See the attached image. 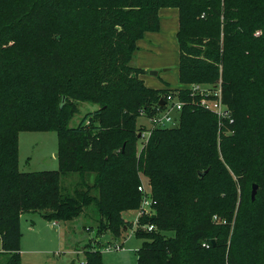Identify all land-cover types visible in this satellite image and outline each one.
Here are the masks:
<instances>
[{
    "label": "trees",
    "instance_id": "trees-1",
    "mask_svg": "<svg viewBox=\"0 0 264 264\" xmlns=\"http://www.w3.org/2000/svg\"><path fill=\"white\" fill-rule=\"evenodd\" d=\"M167 6L179 12L181 82L221 79L235 121L221 129L228 133L221 135L219 149L215 135H206L207 125L219 130L216 116L188 103L180 126L154 129L140 154L136 139L126 136L120 160L105 159L109 131L134 136L137 118L153 115L159 100L178 89L146 86L142 70L131 65L137 41L159 28V10ZM24 27L34 39L51 41L56 34L70 42L71 51L49 45L43 50L39 45L9 50L7 38ZM13 73L17 83L9 81L0 91V106L11 107L13 114L7 117L2 113L8 108L0 109V252L9 255L5 264H21V217L28 212L70 221L94 203L97 236H120L127 228L122 211L138 209L142 194L136 179L124 199L111 194L110 173L117 165L124 172L143 170L153 186L156 213L140 220L156 228L136 231L144 239L138 264H264V0H10L0 13V79ZM29 74L32 80L23 83L20 75ZM55 90L61 95L58 108L42 103L40 114H34L41 94ZM6 92L13 94L14 102L2 99ZM70 98L99 107L86 113L78 126L68 127L79 111L77 102L69 107ZM115 106L112 122L92 121ZM21 130L59 132V172L19 170ZM160 131H175L181 148L167 164L157 165L154 150L162 142ZM70 171L81 177L74 194L60 182L61 173ZM212 171L211 180H219V187L208 181ZM92 173L95 180L90 184L87 176ZM236 182L242 189L249 183L259 186L245 211L242 205L235 210ZM223 200L226 205L219 207ZM215 214L220 219L214 220ZM100 250L90 243L83 264H103Z\"/></svg>",
    "mask_w": 264,
    "mask_h": 264
},
{
    "label": "rangeland",
    "instance_id": "rangeland-1",
    "mask_svg": "<svg viewBox=\"0 0 264 264\" xmlns=\"http://www.w3.org/2000/svg\"><path fill=\"white\" fill-rule=\"evenodd\" d=\"M10 0H0V13H2L7 7ZM160 26L157 30L147 31L143 37L137 41V49L131 60V65L142 70L140 78L144 81L145 85L154 89H176V88H190L191 83H183L180 80V49L177 38L179 29V12L176 7H162L159 10ZM36 36L31 34L28 28H21L11 34L5 42L6 47L9 50L14 48H29L32 45H39L40 50L48 47H58L64 52L71 51L70 42L59 40L56 34L52 35L51 41L40 38L34 39ZM150 70H159V75L153 76L150 74ZM221 71V70H220ZM16 73L11 74L6 79H0V91L3 87H7V82L17 83L15 78ZM20 80L30 82L32 75H20ZM202 83H208L205 80ZM220 81H222L220 79ZM21 85V84H19ZM53 87V86H50ZM22 95H26L22 92ZM3 100L15 101L13 94L4 93ZM40 101L36 104L37 112L34 114H40V107L42 103H47L53 107H57L61 102V95L56 90L51 92L42 93L39 97ZM77 102L79 111L67 122L66 126L76 127L79 125L86 113L93 111L99 107L98 104H93L88 101H77L75 98L69 99V107ZM8 108V107H1ZM117 112L116 106L105 116H97L92 119L96 124H104L106 119H115ZM3 115L11 117V107L5 110ZM65 118L69 117V108L63 113ZM90 122V121H88ZM208 124V123H206ZM207 125V137L209 135H215V141H217L220 149L223 138L221 135L227 134L220 128L215 131ZM152 129V123L150 118L146 115H141L137 118L133 126L134 136L126 135L116 130H111L105 135L103 154L105 159L108 157L110 160L116 159V162L120 160V154L122 151L121 142L126 136L136 139L137 153H141L144 147L150 142L151 135L148 131ZM143 132L150 135L142 136ZM215 132V133H214ZM231 131L229 133H233ZM128 134V133H127ZM158 135H161L162 142L156 145L154 150V161L157 165L165 163L174 158L173 154L178 156L180 154V142L175 138V131H160ZM194 145V144H190ZM18 146L19 157L18 166L19 170L23 172L29 171H60V160L58 155L61 147L60 134L56 130H21L18 133ZM183 150V152L187 151ZM182 152V153H183ZM58 154V155H57ZM169 154V155H168ZM112 181L111 194L118 199H124L126 197L129 184L137 180V184L146 187L148 190L153 189L151 179L147 176L143 170L137 169L136 172H124L121 166H116L111 169ZM233 181L237 179L233 175ZM214 175V171L211 172L208 181H210ZM87 180L90 184L94 183V173L87 176ZM81 181L79 172L70 171L60 176L61 185L70 193L74 194L75 189ZM217 183L219 187V180H211ZM237 181V180H236ZM226 189L229 184L222 183ZM139 187V186H138ZM234 189H237L239 196L237 199V206L235 210L239 209L242 205V211L248 209L250 203V196L252 191V183L246 186L245 189L240 187L239 182L233 185ZM243 193V194H242ZM262 192L260 193L261 196ZM259 196V197H260ZM224 197V196H223ZM228 195L224 199H228ZM225 200L219 201V207H224ZM156 208L151 210L147 216L151 217L155 215ZM123 220L127 226L120 236H115L111 232H107L101 236H97V226L99 220L98 207L96 204H91L83 213L75 217L70 221L49 220L43 215L37 212L24 213L21 217V239H20V253L21 264H83L86 260V250L90 247V243L93 247L100 248L102 252L103 264H138V249L142 246L143 238L136 235V231L143 233L149 232L147 224L141 222L138 216V209H127L122 211ZM139 218V220H137ZM220 217L215 214L214 220H218ZM223 223H226L224 220ZM170 234V232H166ZM119 244V248L108 246H114ZM203 245V244H202ZM1 251V243H0ZM8 253L0 252V264H5L8 260Z\"/></svg>",
    "mask_w": 264,
    "mask_h": 264
},
{
    "label": "built area",
    "instance_id": "built-area-1",
    "mask_svg": "<svg viewBox=\"0 0 264 264\" xmlns=\"http://www.w3.org/2000/svg\"><path fill=\"white\" fill-rule=\"evenodd\" d=\"M259 33L260 31H257L256 34L259 35ZM191 84L190 88H178L175 91H169L162 97L165 100V105L160 106L158 102L155 106L156 112L148 116L152 123V129L148 131V134L151 135L154 129L157 128L179 127L182 120L183 109L188 103L192 104L193 107L204 108L212 112L217 118L220 129L234 123L235 119L232 109L229 104L224 101L223 87L220 80L214 83L194 82ZM184 92L191 98L189 101H187L188 99H184ZM150 135H147L145 132L142 134V136H147L148 139ZM138 189L142 194L141 204L138 207V216L142 217L155 208L154 199L151 190H148L142 185H139ZM137 220H139V218ZM155 228V225L147 224L148 230H153ZM1 242L2 236L0 234V243ZM203 245L209 246L207 243ZM111 247L119 248V244L116 243L114 246H108L107 248Z\"/></svg>",
    "mask_w": 264,
    "mask_h": 264
},
{
    "label": "water",
    "instance_id": "water-1",
    "mask_svg": "<svg viewBox=\"0 0 264 264\" xmlns=\"http://www.w3.org/2000/svg\"><path fill=\"white\" fill-rule=\"evenodd\" d=\"M150 74L153 75V76H157L159 75V70H150ZM63 103L65 102V97H63ZM159 105L160 106H164L165 105V100L163 98H161L159 100ZM58 155V154H57ZM201 176L204 175V172H200L199 173ZM258 184L257 183H253L252 185V193H251V197H252V200L254 201L256 199V195H257V192H258Z\"/></svg>",
    "mask_w": 264,
    "mask_h": 264
}]
</instances>
